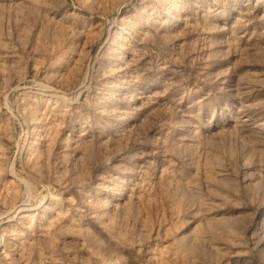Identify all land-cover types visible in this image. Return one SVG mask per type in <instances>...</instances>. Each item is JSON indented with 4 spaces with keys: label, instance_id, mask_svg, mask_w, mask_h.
<instances>
[{
    "label": "rangeland",
    "instance_id": "rangeland-1",
    "mask_svg": "<svg viewBox=\"0 0 264 264\" xmlns=\"http://www.w3.org/2000/svg\"><path fill=\"white\" fill-rule=\"evenodd\" d=\"M0 264H264V0H0Z\"/></svg>",
    "mask_w": 264,
    "mask_h": 264
},
{
    "label": "bare ground",
    "instance_id": "bare-ground-1",
    "mask_svg": "<svg viewBox=\"0 0 264 264\" xmlns=\"http://www.w3.org/2000/svg\"><path fill=\"white\" fill-rule=\"evenodd\" d=\"M20 208H21L20 210H22V209L26 210L27 207L25 208V205H21Z\"/></svg>",
    "mask_w": 264,
    "mask_h": 264
}]
</instances>
